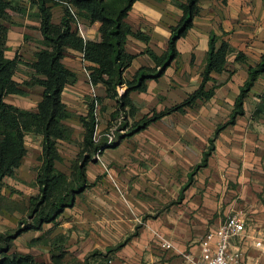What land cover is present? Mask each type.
<instances>
[{
  "label": "crops",
  "instance_id": "0c3cea01",
  "mask_svg": "<svg viewBox=\"0 0 264 264\" xmlns=\"http://www.w3.org/2000/svg\"><path fill=\"white\" fill-rule=\"evenodd\" d=\"M175 1L133 2L125 20L134 31H142L149 39L146 43L134 36L127 37L125 49L135 57L124 70V78H132L142 66H155L145 52L147 46L157 55L166 52L170 26L176 25L183 14ZM198 8L191 26L177 39V55L163 74L146 79L143 90L130 91L129 97L135 106L131 120L182 102L200 85L209 35L214 32L218 43L227 41L231 51L225 70L212 71L211 79L205 83V89L218 85L212 97L197 99L194 106L165 114L144 129L131 136L124 135L119 142L105 147L98 159L86 163L89 186L76 195L74 204L66 207L55 222L23 231L14 239L13 250L53 264L50 243L30 242L39 237L62 235L63 264H101V257L105 264H186L187 255L199 254L203 235L208 230L216 231L227 214L241 209L245 230L232 240L231 249L241 250L240 264H264V252L256 244L257 240L264 241V199L259 197H264V139L260 135L256 142L257 134H253L256 128L250 127L253 112L251 117L245 113L238 116L235 124L223 128L207 164L192 173L202 159L212 131L233 108L240 87L237 70L257 64L264 51V0H198ZM13 18L18 22L9 28L7 40L12 50L19 51L25 44L24 35L37 41L42 39L41 32L33 30L29 18ZM81 23L84 37L98 40L97 29L86 20ZM78 52L66 48L62 58L65 66L75 73V79L61 91V100L71 112L64 123L72 130L66 146L60 144L63 140L56 143L61 160L54 164L67 174L71 173L69 159L77 153L73 152L75 146L80 143L83 146L81 118L88 111L89 100L93 96L101 100L98 130L107 128L113 120L116 104L114 98L107 96L105 85L91 86L88 67L94 64L82 59ZM238 52L246 56L244 62L235 61ZM33 54L28 58L33 60ZM19 67L33 74L24 65ZM20 87L25 94L11 93L4 100L23 109L36 110L43 87L23 84ZM254 89L255 85L251 93H255ZM242 137L244 143L239 142ZM26 142V153L14 175L5 176L0 189V195L7 201L23 199V208L13 206L0 210V232L16 227L28 210L29 198L39 193L35 178L41 165L43 135L29 133ZM169 181L176 184L173 205L137 223V217L163 201L158 189L162 190ZM127 237L121 247H114ZM160 239H166L171 246L162 247Z\"/></svg>",
  "mask_w": 264,
  "mask_h": 264
},
{
  "label": "trees",
  "instance_id": "16d2710c",
  "mask_svg": "<svg viewBox=\"0 0 264 264\" xmlns=\"http://www.w3.org/2000/svg\"><path fill=\"white\" fill-rule=\"evenodd\" d=\"M134 1L136 0H27L26 7L13 0H0V189L3 178L14 175L20 159L26 153L27 135L29 133L43 135L41 165L35 178L39 193L29 198L28 210L16 227L0 232V264H46L37 261L30 253L13 250L14 239L23 231L40 229L43 223L55 222L66 207L74 204L76 195L89 186L85 176L86 163L99 146L93 140L95 131L93 98L89 101L86 115L81 118L84 134L80 158L73 163L70 174L57 169L54 164L56 160H61L56 143L68 139L72 130L64 123L71 112L61 100L64 85L75 79V73L62 62L65 49L72 48L79 51L83 59L94 64L88 67L90 81L93 85L98 83L105 85L106 94L110 98L115 99L119 85L124 83L122 92L115 100L116 110L113 115L124 112L129 116V113L135 111V106L129 97L130 91L143 90L146 79L157 78L163 74L165 68L177 55V39L191 26L192 18L199 10L198 0H176L175 3L182 9L183 14L176 25L170 26L171 35L167 40L166 52L157 55L147 46L145 52L154 60L155 66H142L129 79L124 78L123 72L135 55L125 49L126 39L128 36H134L146 43L149 39L142 31H134L125 20ZM53 4H64V13L58 23L52 22L51 19ZM31 7L36 8L35 14L31 12ZM13 16L35 17L39 22V30L46 47L37 50L32 61L22 60L17 54V49H14L12 56L8 55L9 24L7 22ZM83 20L97 29L100 34L98 40L86 39L80 33L76 24ZM218 39L214 32L210 33L200 85L182 102L160 112L145 115L130 129L128 128L125 135H133L165 114L182 112L184 107L194 106L197 99L205 100L212 97L218 85L214 84L205 89V83L211 79L212 71L225 70L227 55L231 51L227 41L221 40L218 43ZM245 60L246 56L242 52L236 54L235 61ZM20 65H24L33 73L30 80L25 81V86L43 87L42 98L36 110L23 109L4 100V97L11 93L25 94V90L13 77ZM247 70V78L239 87L228 118L216 125L209 138V147L203 151L202 159L194 166L192 173L207 164L219 132L226 126L235 124L236 118L244 114L245 98L258 76L264 72V51L259 62L250 65ZM97 99L101 103L100 98ZM0 199L6 200L1 195ZM135 233L136 231L133 234ZM128 238L114 247H121ZM62 241L63 236L56 235L53 238H35L30 243H50L53 264H63Z\"/></svg>",
  "mask_w": 264,
  "mask_h": 264
},
{
  "label": "rangeland",
  "instance_id": "374dc122",
  "mask_svg": "<svg viewBox=\"0 0 264 264\" xmlns=\"http://www.w3.org/2000/svg\"><path fill=\"white\" fill-rule=\"evenodd\" d=\"M15 1V3H19L22 4L24 6H28V2L27 0H13ZM31 12L35 14L36 12V8L35 7H31L30 8ZM51 13H52V22L54 23H58L60 21L61 16L64 13V4H53L51 6ZM33 14V15H34ZM29 20H31V22L33 23V25H31L33 27L34 31H40L39 30V22L35 17L29 18ZM17 19L11 18L7 23L9 24V28L12 27V25L17 24ZM83 31H84V26L83 23H81ZM85 33V32H84ZM99 34V32H98ZM99 38H100V34H99ZM98 38V39H99ZM23 44L22 46H20V50L17 51L18 56L22 59V60H29L32 61L31 59L28 58L29 55H31V53H34V59H35V54L37 52V50L42 49L44 47H46L45 42L43 41V39H38L35 40L34 37L30 36V35H24L22 38ZM31 45V46H30ZM18 48V49H19ZM66 51V49H65ZM79 53V52H78ZM12 54H14V50H12V48L9 47L8 50V55L12 56ZM79 56L83 59L82 54H79ZM33 59V60H34ZM238 73L236 74V78L238 80V82L240 83V85H242V83L244 82V80L247 78L248 75V70L244 67L239 68ZM42 76V75H41ZM17 82L19 84H25V81L30 80L31 78V74L29 75L28 72H26L25 70L21 69L20 67L17 69V72L14 73L13 76ZM256 83V84H255ZM254 85H255V93H251V89L248 92L247 97L245 98V102H244V110H245V114H247L248 116H250V114L253 112L252 115V122L250 123V127H254L256 128L254 132H256L257 136H256V142L260 139V135L263 136L262 139H264V116L262 117H257L255 118V116L259 115V114H264L263 110H264V72L262 74H260L258 76L257 81H255ZM125 86V85H124ZM90 101V100H89ZM228 109H230V104H227ZM116 110V104H115V109ZM113 110V112H114ZM124 114L125 119L127 120V128H131L132 125L138 121V120H131L133 119L132 114L129 113V117L127 116V114H125L124 112H122ZM113 114V113H112ZM115 115H112V119H114ZM254 116V117H253ZM251 117V116H250ZM228 118V117H227ZM227 118L222 117L221 122L225 121ZM254 130V129H253ZM263 130V131H262ZM214 130L211 133V136L213 134ZM131 136V135H129ZM218 136V135H217ZM217 136L215 138V140L217 139ZM254 137V136H253ZM254 140V138H251ZM70 138L63 140L64 143H60L61 145H65V143H69ZM214 140V142H215ZM231 140H234V138L232 137ZM244 138H239V142L244 143ZM27 143V142H26ZM79 143V142H78ZM29 144V141H28ZM69 146V145H68ZM209 147V143L206 146V149ZM242 147V146H241ZM257 148V145H256ZM255 148V149H256ZM82 143L78 144L75 146L74 151L73 152H77L73 158H71L69 156V163H68V167L71 169L73 163H75L79 158H80V153H82ZM256 151V150H254ZM96 160V158L93 157V155L91 156L90 159H88L87 163L89 161H93ZM174 185H176L175 183L171 184V182H167L166 184H164V188L158 189L159 194H162V198L163 201H159V204L156 208H153L152 210H149L146 213L141 214L139 217H137L135 220L137 223H143L148 217H153V216H157L161 213V211H165L167 209H169V207L171 205H173V201H175V199L173 198V189L176 188V186L174 187ZM153 195H156V192L153 191L152 192ZM261 199H264V197L259 196ZM23 204H24V200L23 199H19L18 201H7V200H1L0 199V210L2 208H11L13 206H16L17 208H23ZM26 213V212H25ZM25 216V215H23ZM105 259L101 257V264H105Z\"/></svg>",
  "mask_w": 264,
  "mask_h": 264
},
{
  "label": "built area",
  "instance_id": "2783aa9c",
  "mask_svg": "<svg viewBox=\"0 0 264 264\" xmlns=\"http://www.w3.org/2000/svg\"><path fill=\"white\" fill-rule=\"evenodd\" d=\"M76 26L84 36L81 23L77 22ZM123 87L124 83L119 85L115 100L118 99ZM92 98L94 100L93 110L95 116L93 140L99 144L93 157L98 159L105 147L119 142L122 136L125 135L127 131V127H125L126 116L120 112L111 120L107 128L98 130V115L101 103L98 101L97 96H93ZM244 230L245 216L243 211L241 209L232 211L225 216L216 231L208 230L203 235L200 240L199 254L196 256L187 255L186 264H240L242 252L240 249H231V242L234 238L241 236ZM160 241L162 247L169 248L171 246V243L166 239H160ZM256 244L261 248L262 252H264V241L257 240Z\"/></svg>",
  "mask_w": 264,
  "mask_h": 264
}]
</instances>
